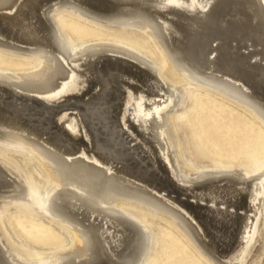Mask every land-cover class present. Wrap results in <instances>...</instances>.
<instances>
[{"label": "bare ground", "instance_id": "1", "mask_svg": "<svg viewBox=\"0 0 264 264\" xmlns=\"http://www.w3.org/2000/svg\"><path fill=\"white\" fill-rule=\"evenodd\" d=\"M152 39L158 55L68 42L58 9ZM0 147L28 154L49 186L39 208L72 233L25 254L0 228V264H143L144 214L176 228L209 264H264V165L212 167L175 119L201 85L264 123V0H0ZM0 152V205L34 198Z\"/></svg>", "mask_w": 264, "mask_h": 264}, {"label": "rangeland", "instance_id": "2", "mask_svg": "<svg viewBox=\"0 0 264 264\" xmlns=\"http://www.w3.org/2000/svg\"><path fill=\"white\" fill-rule=\"evenodd\" d=\"M57 21L68 42H110L155 57L158 51L149 36L123 26H105L58 9ZM32 58L0 51V70L31 68ZM181 108L175 119L188 130L192 145L204 162L212 167L240 168L250 174L264 165V123L254 112L201 85H189L182 94ZM14 161L18 174L29 186L34 202L3 201L0 205V228L10 244L25 254H42L64 249L72 233L57 218L38 207L37 200L49 186L39 165L26 153L3 149ZM152 236L151 249L143 264H209L166 220L144 214ZM264 228V210L261 219Z\"/></svg>", "mask_w": 264, "mask_h": 264}]
</instances>
